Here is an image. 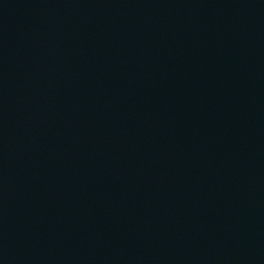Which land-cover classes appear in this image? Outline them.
I'll return each mask as SVG.
<instances>
[{"label": "water", "instance_id": "water-1", "mask_svg": "<svg viewBox=\"0 0 264 264\" xmlns=\"http://www.w3.org/2000/svg\"><path fill=\"white\" fill-rule=\"evenodd\" d=\"M0 264H264V0H0Z\"/></svg>", "mask_w": 264, "mask_h": 264}]
</instances>
